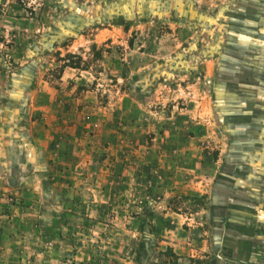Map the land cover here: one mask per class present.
Listing matches in <instances>:
<instances>
[{
    "label": "rangeland",
    "instance_id": "obj_1",
    "mask_svg": "<svg viewBox=\"0 0 264 264\" xmlns=\"http://www.w3.org/2000/svg\"><path fill=\"white\" fill-rule=\"evenodd\" d=\"M64 113L83 151L3 177L0 264H264V0H0V170Z\"/></svg>",
    "mask_w": 264,
    "mask_h": 264
},
{
    "label": "crops",
    "instance_id": "obj_2",
    "mask_svg": "<svg viewBox=\"0 0 264 264\" xmlns=\"http://www.w3.org/2000/svg\"><path fill=\"white\" fill-rule=\"evenodd\" d=\"M64 77L61 76L60 80H63ZM43 89H41L42 91ZM47 90V89H45ZM74 91L71 90V94L69 95V99H66L65 101H61L59 98H56L54 102H51L52 98L47 99L48 93H42V102L39 105L40 109H45L46 111H51L53 108H57V110L62 113V111H66L71 109L73 110L74 108L71 107L72 104H74V101H77L79 99H76L75 96H73ZM89 95L92 92L88 91ZM45 97V100H44ZM80 102L83 103V101L79 100ZM138 104V101H136ZM131 107H127L125 110L123 109V115L126 116V114L129 116L131 111ZM53 112V111H51ZM50 112V113H51ZM67 113H64V116L60 114H51V117L49 118L56 119L59 118V120H63L64 123L61 124L58 130H54L50 128V124H43L42 130L39 129V131L36 130L35 126L33 127V132L32 135L34 136V140L37 141L36 145V152H33L30 155H20V153H16L13 156V153H10V161H9V166L6 168L4 171L0 170V182H2L3 177H6L9 183L14 184V182L18 178H23L26 180L28 185H31V175L34 174L37 176H41L43 173V164L47 159L51 166V170L48 172L49 177H51L53 180L55 179L56 175H64V174H69L71 173L70 168H71V163H74L79 160V154H81L79 151L81 148L79 147L77 143V139L79 137L76 136L79 132H77V129L79 127L76 123L72 125L67 124L65 121ZM58 115V116H56ZM78 119V115L76 117ZM41 131V132H40ZM51 131L57 132V137L56 133H52ZM52 136H51V135ZM16 147V146H15ZM57 147V149H56ZM38 152V153H37ZM40 152L43 153V156L40 157ZM56 152V153H55ZM57 154V156H56ZM70 167V168H68ZM43 176V175H42ZM45 176V174H44ZM18 177V178H17ZM34 178V177H32ZM31 182V183H29ZM27 185V184H26ZM0 186H2L0 184ZM14 223H23V220L21 218L13 220ZM7 230H5V233L3 236L6 238L7 235Z\"/></svg>",
    "mask_w": 264,
    "mask_h": 264
},
{
    "label": "trees",
    "instance_id": "obj_3",
    "mask_svg": "<svg viewBox=\"0 0 264 264\" xmlns=\"http://www.w3.org/2000/svg\"><path fill=\"white\" fill-rule=\"evenodd\" d=\"M129 45L131 46V47H133V45H134V41L133 40H130L129 41ZM66 65H70V64H66ZM71 65H73V64H71ZM73 67H75V66H73ZM78 67V66H77ZM63 69V68H62ZM140 94H141V96H143V93H141L140 92Z\"/></svg>",
    "mask_w": 264,
    "mask_h": 264
}]
</instances>
